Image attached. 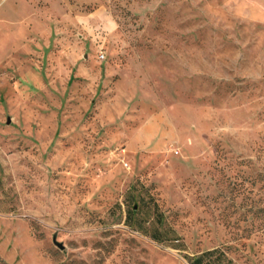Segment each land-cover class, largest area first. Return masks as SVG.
Returning a JSON list of instances; mask_svg holds the SVG:
<instances>
[{"label":"rangeland","instance_id":"1","mask_svg":"<svg viewBox=\"0 0 264 264\" xmlns=\"http://www.w3.org/2000/svg\"><path fill=\"white\" fill-rule=\"evenodd\" d=\"M256 206L264 0H0V264H264Z\"/></svg>","mask_w":264,"mask_h":264},{"label":"trees","instance_id":"2","mask_svg":"<svg viewBox=\"0 0 264 264\" xmlns=\"http://www.w3.org/2000/svg\"><path fill=\"white\" fill-rule=\"evenodd\" d=\"M134 198L135 194L131 191L129 194L130 203L127 208V219L134 222L137 229L149 234L156 240L170 239L176 242V245H185L183 241L180 242L182 238L176 228L169 223L166 224L164 211L160 209V204L153 195L147 198L141 193L138 196V200L131 204ZM252 211L255 216L262 217L264 221V206L252 207ZM151 213H153L151 226H147L146 222L150 220L149 216ZM186 256L189 264H238L222 245L212 246Z\"/></svg>","mask_w":264,"mask_h":264},{"label":"built area","instance_id":"3","mask_svg":"<svg viewBox=\"0 0 264 264\" xmlns=\"http://www.w3.org/2000/svg\"><path fill=\"white\" fill-rule=\"evenodd\" d=\"M102 55H104V54H102Z\"/></svg>","mask_w":264,"mask_h":264}]
</instances>
